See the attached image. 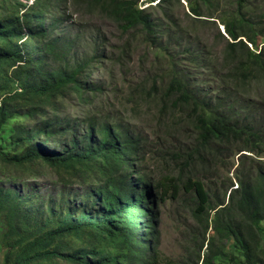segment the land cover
Returning a JSON list of instances; mask_svg holds the SVG:
<instances>
[{"label": "trees", "instance_id": "trees-1", "mask_svg": "<svg viewBox=\"0 0 264 264\" xmlns=\"http://www.w3.org/2000/svg\"><path fill=\"white\" fill-rule=\"evenodd\" d=\"M187 1L195 22L217 18L224 26L221 71L228 75L212 97L190 88L172 52L182 37L152 16L173 0H0V159L16 168L41 162L61 187L54 198L0 186V264H166L157 223L162 188L175 201L191 197L193 240L178 264H264V0ZM70 6L131 34L114 49L120 57L105 52L95 33L90 51L76 50ZM137 36L167 57L170 73L161 70L127 101L154 98L160 120L168 110L182 112L180 124L196 140L186 150L165 143L157 150L179 168L173 180L146 176L143 140L132 121L113 123L102 112L105 84L93 80L102 67L120 65ZM69 99L82 105L81 117H61ZM237 154L236 181L219 188L211 169H228Z\"/></svg>", "mask_w": 264, "mask_h": 264}, {"label": "rangeland", "instance_id": "rangeland-1", "mask_svg": "<svg viewBox=\"0 0 264 264\" xmlns=\"http://www.w3.org/2000/svg\"><path fill=\"white\" fill-rule=\"evenodd\" d=\"M181 1L183 4H180L178 0H173L172 7L166 10L153 9L152 16L162 24L166 22L173 25L176 36L182 37L184 44L176 47L172 52L174 60H180L182 69L185 71V80L190 88L201 97H212L211 95L223 85L228 75L227 71H221L224 68L221 55L226 47V40L221 39L219 33L225 34L224 26L217 18H203L216 23L199 24L195 22L189 15L188 1ZM148 3L145 1L141 7L150 5ZM78 9L82 8L70 6L66 16H70L68 22L72 23L71 30H75L80 35L76 50L80 48L82 54L93 48L91 39L94 33L105 42V52L108 53L122 46L130 38L131 34L123 35L115 21L97 12L88 14L85 10L78 12ZM217 15L218 13L215 16ZM143 41V37L132 38V51L128 56L121 58L122 63L120 65L116 62L114 65L109 64V71H105L102 67L95 72L93 80L105 84L104 96L99 99L102 101V112L111 115L113 123L132 121L137 136L143 140L146 159L140 166L142 171L146 176L154 178L156 182L166 177L173 180L179 176V168L172 163L170 154L164 160L157 150H160L164 143L171 147H167L169 150L175 144L178 150H186L191 148L196 140L191 135V130L185 124H180L182 112L168 110L160 120V108L154 98L137 97L135 102L127 101L131 92L141 84L151 87L153 80L159 78L157 73L161 70L166 71L162 77L169 78L170 63L167 57H162L160 50L158 54L152 49L149 50ZM114 55L116 58L120 57V51L114 50ZM156 55L159 56L156 58ZM109 74L114 76L113 80L108 78ZM248 96H244V99ZM60 115L62 118L66 116L72 119L79 118L82 115V105L69 99L63 105ZM177 125L178 128H175ZM242 154L226 159L229 166L228 169L221 170V175H218L220 174L218 169L212 168L213 177L208 175V178L217 182L219 188H222V184L229 180L235 182L242 162L240 158ZM208 184L212 185V182L209 181ZM168 185H171V182ZM0 186H14L24 191V194L37 189L43 193L42 195L54 198L61 193V187L52 170L41 162L27 168H16L0 159ZM77 190L79 187L76 186L72 191ZM158 194L160 200L157 223L162 238V261L166 264H178L183 259L185 249L192 244L193 240L191 234L193 221L190 215L191 197L181 194L180 199L175 201L173 190L169 188H162Z\"/></svg>", "mask_w": 264, "mask_h": 264}]
</instances>
